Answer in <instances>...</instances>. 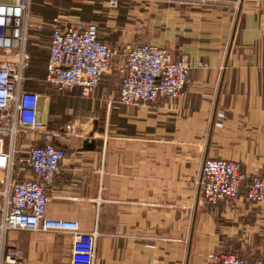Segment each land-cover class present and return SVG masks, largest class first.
Listing matches in <instances>:
<instances>
[{"label": "crops", "instance_id": "obj_1", "mask_svg": "<svg viewBox=\"0 0 264 264\" xmlns=\"http://www.w3.org/2000/svg\"><path fill=\"white\" fill-rule=\"evenodd\" d=\"M27 1L22 87L38 94L49 129L77 127L59 136L65 155L45 188L47 217L96 230L94 264H207L212 252L264 259V203L244 195L264 170V0ZM56 17L64 26L96 24L99 40L118 52L115 65L126 43L185 60L181 98L124 105L115 68L90 97L79 87L54 88L46 65ZM37 143L32 133L19 141L22 149ZM206 158L239 162L244 178L234 200L202 198L196 182ZM72 239L12 230L5 247L22 250L30 264H69Z\"/></svg>", "mask_w": 264, "mask_h": 264}, {"label": "built area", "instance_id": "obj_2", "mask_svg": "<svg viewBox=\"0 0 264 264\" xmlns=\"http://www.w3.org/2000/svg\"><path fill=\"white\" fill-rule=\"evenodd\" d=\"M109 4L115 6L116 0H109ZM27 8V0L0 3V264H30L21 258L22 250L5 247L6 234L12 230L70 233L69 264H94L97 231L85 232L76 220L46 215L45 188L54 181L65 155L53 138L73 136L77 127L68 123L61 131L49 129L39 119L38 94L22 87L23 72L29 65L25 49ZM117 53L99 40L96 24L64 26L56 17L51 23L46 81L58 90L79 87L82 96L90 97L102 75L115 68L120 80L118 99L124 105L144 106L158 98H181L191 69L188 62L176 60L167 49L151 44H124L122 60L115 65ZM27 133L36 135L38 143L22 149L19 141ZM243 178L239 162L206 158L196 184L202 198L216 205L234 200ZM244 195L249 202L264 203V170L253 175ZM207 264H264V259L212 252Z\"/></svg>", "mask_w": 264, "mask_h": 264}, {"label": "water", "instance_id": "obj_3", "mask_svg": "<svg viewBox=\"0 0 264 264\" xmlns=\"http://www.w3.org/2000/svg\"><path fill=\"white\" fill-rule=\"evenodd\" d=\"M59 136H55L54 138H53V143H54V145L55 146H57V147H59V148H62L61 147V145H60V140H59Z\"/></svg>", "mask_w": 264, "mask_h": 264}, {"label": "rangeland", "instance_id": "obj_4", "mask_svg": "<svg viewBox=\"0 0 264 264\" xmlns=\"http://www.w3.org/2000/svg\"><path fill=\"white\" fill-rule=\"evenodd\" d=\"M143 45H144V44H143ZM120 49H121V48H120ZM1 178H2V176H1V174H0V180H2ZM2 185H3V184L0 182V188H2ZM232 254H236V253H232ZM236 255L238 256L239 254H236ZM239 256H240V255H239ZM252 258H255V257H252ZM256 258H258V257H256Z\"/></svg>", "mask_w": 264, "mask_h": 264}]
</instances>
